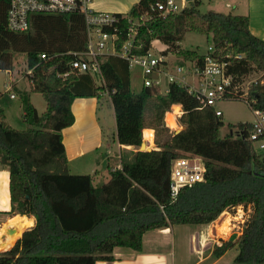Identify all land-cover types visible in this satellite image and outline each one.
<instances>
[{
  "label": "trees",
  "instance_id": "1",
  "mask_svg": "<svg viewBox=\"0 0 264 264\" xmlns=\"http://www.w3.org/2000/svg\"><path fill=\"white\" fill-rule=\"evenodd\" d=\"M9 1L0 0V71L11 70L14 55L24 54L26 68L31 70L27 75L30 92L40 94L46 108L38 114L25 97V128L15 130L4 122L0 107V164L8 167L11 207L35 219L12 248L0 252V264L111 262L115 248L140 252L143 235L149 231L208 225L237 207L250 210L240 235L234 242L215 247L213 256L235 248L231 264H264V154L248 139L251 124L239 123L235 133L221 138V117L186 89L170 84L163 95L150 88L132 93L129 65L118 57L101 63L102 80L71 73L70 63L75 59L71 53L86 47L83 17L32 15L30 29L17 34L7 26ZM164 2L139 0L127 14L117 15V52L126 40L128 20L139 23L145 16L148 20L137 28L140 48L133 55L145 54L157 39L165 46V55L201 67L203 55L180 48L185 33L194 32L206 37L217 57L230 61L233 86L253 72L264 77V41L251 34L247 17L202 14L198 0L162 17L152 7ZM227 54L231 57L226 58ZM236 55L241 58L235 59ZM93 77L99 80L98 87ZM240 94L235 96L238 101H242ZM76 98H95L98 108L112 110L115 131L111 139L119 145L139 148L142 131L148 128L154 132L156 149L134 152L130 161L121 162L120 169H108V180L99 184L94 183V175L70 174L61 132L74 123L71 105ZM245 98L264 114L263 83L250 85ZM172 105L182 109V129L177 133H171L163 120ZM151 134L146 131L145 138ZM184 154L203 159V179L181 189L172 200L171 163Z\"/></svg>",
  "mask_w": 264,
  "mask_h": 264
},
{
  "label": "crops",
  "instance_id": "2",
  "mask_svg": "<svg viewBox=\"0 0 264 264\" xmlns=\"http://www.w3.org/2000/svg\"><path fill=\"white\" fill-rule=\"evenodd\" d=\"M138 1L92 0L91 8L95 12L125 15ZM198 1L200 6L206 4L209 12L247 17L251 34L264 41V0ZM185 3L184 0H181L180 6L184 8ZM218 8L226 11L232 10L235 13H220L217 11ZM2 72L7 77L9 76V83L12 69ZM20 82L21 78L18 82L13 81L12 90L15 91L11 90L12 94H31L30 86H25L22 83L18 85L17 83ZM13 99H15V95ZM71 111L74 116V123L62 130L61 135L68 171L72 175H94V183L99 184L108 180V169H120L121 162L130 161L134 152L156 149L154 132L148 128L142 131V146L139 148L119 145L111 139V135L115 131L113 112L108 107L98 108L95 98H76L72 102ZM173 111L176 113V117H179L182 109L179 105H174ZM37 113L42 114L43 112L37 111ZM169 115L172 116L171 113L164 115L166 124H168L167 117ZM172 117L174 124L180 125L174 114ZM146 131H151L150 139L145 138ZM87 168L89 171H76ZM8 184V167L0 165V252L12 248L22 233L35 224L34 217L21 215L17 210L12 209ZM221 216L222 214L216 221L208 225H176L149 231L143 235L140 252L126 248H115L112 253L113 261H97L95 264H230L232 258L228 259L227 257L232 250H236L235 248L226 251L218 258L213 256V250L215 247H220L222 242L229 240L234 242L240 232L235 236L234 233L218 234L216 226L221 220ZM222 224L223 222L221 226ZM233 237L235 238L232 239Z\"/></svg>",
  "mask_w": 264,
  "mask_h": 264
},
{
  "label": "built area",
  "instance_id": "3",
  "mask_svg": "<svg viewBox=\"0 0 264 264\" xmlns=\"http://www.w3.org/2000/svg\"><path fill=\"white\" fill-rule=\"evenodd\" d=\"M91 5L92 0H10L7 11V26L9 31L19 34L30 29L32 15L79 14L84 21L86 47L82 52L71 53L75 58L70 63V72L73 74H89L102 80L101 63L107 57H118L126 61L129 67L134 64L141 68L142 88L154 89L163 95L168 92L170 84L177 85L186 89L203 106L212 108L217 117H222V112L217 105L225 101L237 100L235 96H238L241 92L238 99L249 106L254 117L250 123L252 128L248 133V139L257 151H264V114L254 110L245 98L248 87L257 81L252 82L245 89L242 88V83L239 86H233V77L228 73L230 61L217 57L211 45L207 47L205 54H203L201 67H197L192 62H183L172 66L168 62L169 55L164 54L165 46L157 39L150 43L145 54L133 55V50L140 48L136 40L137 28L148 20L145 16L140 18L139 23L128 20L129 28L126 40L120 51L117 52L115 43L119 38L116 33L117 25L120 22L119 16L95 12L92 10ZM181 9L182 6L176 5L172 0L156 3L152 7V10L158 12L162 17L178 13ZM105 29L114 30L109 33ZM229 57H231L230 54H227L226 58ZM233 57L240 59L241 55ZM41 59L46 60L47 57L42 54ZM30 74L31 70H27L26 75ZM66 75H63V77ZM13 85L9 82L6 85L5 93H9ZM164 87L166 88L165 93H163ZM9 98L13 99L14 94H9ZM173 107L174 105L165 114L171 113L176 117ZM180 116L176 117L177 120ZM164 125L171 133H177L182 129V126L178 127L177 124L173 127L169 126L165 120ZM177 128L179 130L175 131ZM203 172L204 162L201 157L184 154L181 158L173 160L170 170V198L174 200L181 189L202 181Z\"/></svg>",
  "mask_w": 264,
  "mask_h": 264
},
{
  "label": "rangeland",
  "instance_id": "4",
  "mask_svg": "<svg viewBox=\"0 0 264 264\" xmlns=\"http://www.w3.org/2000/svg\"><path fill=\"white\" fill-rule=\"evenodd\" d=\"M172 1H174L176 5L180 6L181 0H172ZM185 4L187 6L188 3ZM199 11L200 13L204 14L209 12L210 10L207 8V5L204 4L199 7ZM217 11H220V13H227V14L235 13V11L232 10L226 11V10H222V8H218ZM208 46H210V43L206 40V37L194 32L185 33L183 40L180 43L181 49L189 50V51L193 50L196 51L199 55L205 54ZM168 55L170 57L168 59V62L172 66L182 63L181 59L178 56L172 54H168ZM26 72H27L26 56L24 54L14 55L10 82L11 83H13V81L18 82L19 79L21 78V82L17 83L18 85L22 83L25 86L26 85L30 86ZM8 78L9 76L7 77V75L4 72L0 71V107L3 110V114L5 116V123L8 126L15 130H23L25 128L22 122V115L24 112L23 99L27 97L30 103L34 106L35 109H37L39 113L44 112L46 104L42 96L38 93H31V94L19 93L17 95L14 94L15 99L10 100L9 94H11L14 89L10 93H5V88L9 80ZM129 78H130V89L132 93H139L142 89L141 68L134 64L131 65L129 67ZM93 80L95 86L98 87V85L100 84L99 80H97L96 77H93ZM254 81L257 82L260 81L264 84V77L260 73L253 72L250 75L242 78V88L245 89V87L249 86ZM165 92H166V88L164 87L163 93ZM217 107L222 112L221 121L223 123V126L219 130V136L221 138L230 134V131L232 133H235L236 130L234 129V127L237 124L253 121L254 117L252 115L251 109L243 101H238V100L225 101L218 104ZM179 126L180 125H178V127ZM178 130L179 129L177 128L175 131ZM257 152L264 154V151H257ZM76 171L80 172V171H89V170L87 168ZM249 214H250L249 208L248 209L236 208V209H230L224 211L222 213L221 220L218 221V224L216 226V232L218 234L234 233L235 236L237 233L241 232L244 222L247 220ZM222 222L223 224L221 226ZM234 238L235 237H233L232 239ZM235 255H236V250H232L229 253L227 258L228 259L232 258L230 264L233 262V258L235 257ZM193 260L195 259L193 258Z\"/></svg>",
  "mask_w": 264,
  "mask_h": 264
},
{
  "label": "bare ground",
  "instance_id": "5",
  "mask_svg": "<svg viewBox=\"0 0 264 264\" xmlns=\"http://www.w3.org/2000/svg\"><path fill=\"white\" fill-rule=\"evenodd\" d=\"M173 116V115H172ZM171 115H169L168 117H167V122H168V124L170 125V126H175V124H174V121H173V117H172Z\"/></svg>",
  "mask_w": 264,
  "mask_h": 264
},
{
  "label": "water",
  "instance_id": "6",
  "mask_svg": "<svg viewBox=\"0 0 264 264\" xmlns=\"http://www.w3.org/2000/svg\"><path fill=\"white\" fill-rule=\"evenodd\" d=\"M191 1H193V0H184V2H186V3H189V2H191ZM142 146V145H141Z\"/></svg>",
  "mask_w": 264,
  "mask_h": 264
}]
</instances>
